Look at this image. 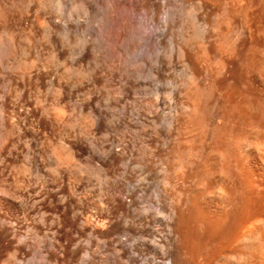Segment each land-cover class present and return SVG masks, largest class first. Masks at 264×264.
Listing matches in <instances>:
<instances>
[{
    "label": "bare ground",
    "instance_id": "6f19581e",
    "mask_svg": "<svg viewBox=\"0 0 264 264\" xmlns=\"http://www.w3.org/2000/svg\"><path fill=\"white\" fill-rule=\"evenodd\" d=\"M69 5L66 9L65 0H0V264H159L157 260L163 258L166 264H264V0H70ZM141 43L144 57L153 53L155 63L159 55L170 61L174 53L184 62L186 102L179 103L178 96L175 101L180 109H173L180 114L175 111L163 117L165 111L163 115L159 111L160 126L166 133L155 125L160 117L155 110L159 108H155L157 95L148 102L137 101L139 96L133 104L129 100L133 105H129L131 123L126 117L128 101L124 97L139 84L133 77L141 71L129 67V61L118 65L117 60L122 55L126 58L125 54L138 55ZM140 59L136 62L141 66L144 60ZM214 90H223L219 95L223 112H219L218 99L217 104L212 101V97L218 98L211 93ZM207 105L218 106L216 114H221L212 123L211 131L217 129L216 133L210 131L216 134L215 141L210 139L213 144L207 143L212 146L206 145L210 146L206 158L211 163L204 161L209 165L201 162L203 154L207 155L203 153L205 137V142L198 138L204 144L202 154L201 147H183L178 140L174 149L179 153L172 152L174 145L170 147L177 125L178 134L189 131L191 137L205 125L204 131L208 129V123H203L210 121L203 120V112L211 108ZM201 107L205 110L198 115ZM212 108L209 118L211 112L215 115ZM118 109L122 114L115 111ZM115 127L121 134L118 140L114 139ZM110 130L116 134L113 139ZM126 131L132 133L129 139H125ZM156 141L162 148L157 156L159 168L167 172L171 154L177 161L169 168L173 189L169 188L168 197L171 193L173 197L171 205L167 204L165 232L156 227L155 217L163 205L160 197L165 198L154 188L161 178H152L161 171L156 170L158 163L157 174L151 171V154L147 155L154 153L148 145H156ZM220 148L226 151L224 158ZM187 154L201 157H194L205 164H196L200 172L193 170L196 161ZM145 155L149 160L145 161ZM184 159L192 164H184ZM185 165H192L193 171L186 172L189 166ZM138 167L153 172L149 180L157 181L153 189L146 180L149 191H154V199H146V205L139 203V189L137 192L133 186L138 182L132 179L134 171L131 175L128 170ZM119 169V176L127 177V171L130 175L127 173L129 181L122 180L123 185L121 177L115 179ZM194 172L200 173L198 178L194 176L196 180H192ZM87 175L101 178L110 190L111 197H103L106 208L105 204L99 206L98 198L91 201L85 194L88 180L94 182L88 176L85 183ZM166 178L161 181L168 182ZM139 179L135 180L147 184ZM164 182L162 187L168 184ZM91 207L95 208L92 219ZM185 212L198 220L195 224L204 228L202 234L211 232V237L222 235V239L214 237L212 242L211 237L209 241L202 237L201 241L198 232L201 235L202 230L195 231L191 220L187 227L189 214ZM219 226L227 233L220 229L221 234H213ZM194 235L199 236L198 241ZM100 241L108 246L105 254L101 252L104 257L98 255ZM197 242L207 245V250L201 245L198 248ZM27 256L35 261L25 260Z\"/></svg>",
    "mask_w": 264,
    "mask_h": 264
},
{
    "label": "rangeland",
    "instance_id": "374dc122",
    "mask_svg": "<svg viewBox=\"0 0 264 264\" xmlns=\"http://www.w3.org/2000/svg\"><path fill=\"white\" fill-rule=\"evenodd\" d=\"M1 1H2V0H1ZM66 3L68 4L67 6H66ZM4 4H5V3H4ZM69 4H70V0H69V1H68V0H65V8H66V9L69 8V6H70ZM8 5H9V4L6 3V6H8ZM17 11H19V13H20V12H21V9L18 8ZM0 21H1V20H0ZM92 24H96V23L93 21ZM0 26H2V22H1ZM1 28H2V27H0V31L2 30ZM141 46H143L142 43H141V45L139 46L140 48H138V50H137L138 52H136V53H138V55H140V56L136 55V56H138V58L135 56V57H136V59H135V57H131V56H129V55L127 56V54H125L126 58L124 57V55H122L123 57H122V58H119V62H118V60H117L118 65H119V64H124V63H125L126 65H128V63L130 62V64H131L132 66L129 64V65H128L129 67H134V68H136V70L138 69L139 71H141V73H139V74L144 73V74H142V75H139V74H138L137 76L133 77V79L135 78V79H134L135 82H136V80L139 81V82H138L139 84H138L137 82H136V83H137V84L139 85V87H141L142 89H141V88H138L139 91H138V92L135 91V90H138V89H137L138 85H137V87L135 88V90H134V89L132 90V91H134L135 93H134L133 95H131V94L133 93V92L131 91V93H129L130 95H129V94H128L129 96L127 95L128 97H132L131 99H130V98L128 99L127 96H125L126 98L124 97V101H125V103H126V99H127V101H128V103H126V105L128 104L127 111H126V114H127V113H128V114H127L126 117H128L129 114H132V115H133L132 110H130V109H131L130 107L133 106V105H131V104H133V100H134L135 97H137V98H135V99L137 100V99H138V96H139V99H138L137 101H141V100L143 101V100L145 99V101L147 100L146 102H148L149 99H154V97H155L156 95H157V96H156V98L154 99V101H155V103H156L155 108L157 107V105L159 106V108L155 109V110L157 111V113H158L159 111H161V112H162V115L166 113V114H165L166 116L163 115V117L171 116V114H172L173 112H175L176 110H178L179 106H181V104H183L184 101L186 102V94H185V92H186V90H185V89H186V88H185L186 85H185V83H184L185 81H184V74H183V73H184V70H183V69H184V62H182L181 60L179 61V58L177 57L176 53H174L175 55H173V57H172V59H171L170 61H164V60H163L164 57H160V56H163V55H159V56H158V59H157L158 62L155 63L156 60H155V61L153 60V59H154L153 53H151L152 56L149 54V56H150L151 59H150L149 57H148V59H147V57L145 58L144 55H143L144 52H145V50H142V49H144V47L142 48ZM141 48H142V49H141ZM140 49H141V51H140ZM142 52H143V53H142ZM140 53H142V54H140ZM146 54H147V53H146ZM142 55H143V57H142ZM145 56H148V55H145ZM128 57H130V58H128ZM140 57H142V58L140 59ZM124 58H125V59H124ZM131 58H132V59L134 58V59L131 60ZM160 58H162L163 61L160 60ZM173 58H175V59H173ZM176 58H177V60H176ZM120 59H121V60H120ZM126 59H127V60H126ZM138 59H140V60H144V61H145V60H148V61H145V62L143 61L142 64L144 63V65L141 64V66H140V64H139L138 62H136ZM124 60H125V61H124ZM130 60H131V61H130ZM149 60H150V61H149ZM173 60H174V61H173ZM175 60H176L178 63H176ZM120 61H122V63H120ZM126 61H127V62H126ZM128 61H129V62H128ZM134 61H135V62H134ZM161 61L163 62V66H162V64H161V63H162ZM148 62H149L150 64H149ZM151 62H152L153 65H155V66L158 68V70H157V68L154 69L155 66L152 67ZM153 62H154V63H153ZM166 62L168 63V66H170V69H169L168 66L166 65ZM173 62H174V64H173ZM132 63H135V65L132 64ZM147 63H148V64H147ZM164 63H165V64H164ZM169 63H170V65H169ZM125 64H124V65H125ZM136 64H137V65H136ZM156 64H157V65H156ZM159 64H160L162 67H165L166 69H169V71L167 70L168 74H167L165 68H162L163 71L161 70V67H160ZM175 64H176V65H175ZM149 65H151L152 68H151ZM171 65H172V66H171ZM143 66H144V67H143ZM158 66H159V67H158ZM137 67H138V68H137ZM141 67H142V68H141ZM174 68H175V69H174ZM151 69H152V71H150ZM142 70H143V71H142ZM153 70H154V71L156 70V71L154 72ZM159 71H161V72H159ZM164 71H165L166 73H165ZM147 72H148V74H147ZM151 72H153V73L155 74L154 77H152V76L150 77L149 73H151ZM156 72H157V73L159 72L160 75L162 74L163 76H161V77H162V79H163V77H164L165 80H164V81L161 80V78H160V76H159V73L156 74ZM172 72H173V73H172ZM169 74H170V75H169ZM180 74H181V75H180ZM182 74H183V75H182ZM166 75H168V76L166 77ZM157 76H158V77H157ZM155 77H156V78H155ZM177 77H178V78H177ZM181 77H182V78H181ZM154 78H155V80H154ZM158 78L160 79V81H159ZM166 78H167V79H166ZM168 78H169V79H168ZM172 78H176L175 81H174V79L172 80ZM156 79L158 80V82H156ZM116 80H120L119 77H117ZM171 81H173V82H171ZM177 81H178V83H177ZM170 82H171V83H170ZM174 82H175V83H174ZM180 83H181V84H180ZM169 84H170V85H169ZM171 84H174L175 87H174V85H171ZM177 84H178V86H177ZM143 87H144V88H143ZM173 87H174V88H173ZM179 87H180V88H179ZM154 88H156L157 91H156V89L154 90ZM178 88H179L180 91H181L180 93H177V91L179 92ZM158 89H159V90H158ZM173 89H175V90H173ZM151 90H152V91H151ZM170 90H171V91H170ZM172 90H173V91H172ZM147 91H148V92H147ZM169 91H170V92H169ZM175 91H176V92H175ZM215 91H216V90H214V92L212 91L211 93H213V94L216 93V94H214V95H215L216 97H218V98H215V97H212V96H211V97L213 98L212 101H215L216 99H218V101H219V100L221 101L222 99H219V95L222 94L221 91H223V90H217L216 92H215ZM219 91H220V92H219ZM139 92H140V93H139ZM151 92H154V96H153V94H152ZM218 92H219V93H218ZM145 93H146V95H145ZM149 93H150V94H149ZM169 93H170V94H169ZM175 93H177L178 95H177V94L175 95ZM204 93H205V94L208 93V88H207V90H206ZM158 94H159V95H158ZM217 94H218V95H217ZM142 95H143V96H142ZM170 95H171V97H170ZM214 95H213V96H214ZM159 96H160V97H159ZM178 96H179V100L177 99ZM221 96H222V95H221ZM221 96H220V97H221ZM140 97H141V98H140ZM150 97H151V98H150ZM152 97H153V98H152ZM162 97H163V98H162ZM169 97H170V98H169ZM175 97H176V98H175ZM148 98H149V99H148ZM160 98H161V99H160ZM164 98H165V99H164ZM184 98H185V99H184ZM140 99H141V100H140ZM129 100L132 101L131 104H129ZM136 100H134V101L136 102ZM156 100H158V101H156ZM162 100H163V103H165V105H163V106H161V104H163V103H162ZM175 100H178L179 103H181V104L177 103L178 101H175ZM145 101H144V102H145ZM149 101H150V100H149ZM218 101L216 100V104H217ZM220 101H219V104H218V105L220 106L219 108L221 109L222 106H221V102H220ZM135 102H134V104H135ZM169 102H170V104H169ZM182 102H183V103H182ZM176 104H178L179 106L176 105ZM129 105H130V107H129ZM167 105L170 106V107H168ZM174 106H175V108H174ZM207 106H209V105H207ZM214 106L216 107V105L209 106V107H211V108L213 107V108H214ZM177 107H178V108H177ZM203 107H205V106H203ZM203 107H201V108L198 109V112H197L198 115H200L199 113H201V112H202V109H204ZM209 107H205V108L208 109ZM160 108L163 109V110H161ZM170 108H171V110H169ZM211 108L209 109V111H207L208 113L205 111V114H204V112H203V115H205V117L201 114V115L204 117V118L202 117L203 120H205V118L207 117L208 119H206V120H209V119H210V121H211V122H210V121H209V122H208V121L203 122V123H205V124L208 123V124H207L208 129L206 128L207 130L204 131L205 126H206V125L204 124L205 126H204L203 130L198 129V130H200V131H198V133L196 132L197 130H195V131H193V133L195 132V133H197V134H195V133L192 134L193 137H194V135H195L196 138H194V139L197 140V143H200V140H201L202 138H203V140H204V137H205L206 142H205V140L203 141V142H205V146L203 147V149H205L206 151H204V152L202 151L203 149H202L201 146L204 145L203 142H201L202 144L200 143V146H197V147L195 146L197 143H196V141L193 139V137H191V133H188L189 131L187 132V134L185 133L187 136H186L185 134H183L184 132L182 133V131H181V133L179 132V134H178L177 132H178L179 130L177 131V129L180 128V127H179L180 125H177L179 128L177 127L176 130L174 129V127H176V125H174V127H172L173 131L175 130L174 133H172V132H173L172 130H169V131H171L172 136L175 134L174 137H172V136L170 135V136H171V137H170V139H171L170 141H174L173 143H171V145L169 144L170 147H171V146L173 147L174 143H176V148H177V140H178L179 143H180V141L182 142L181 145H182L183 147H188V146H189L188 144H190L189 147H190L191 149H194V148H192V146H194L196 150H197V148L201 147V148H200L201 150L199 149V150L201 151V154H202V152L207 154V155L203 154V155H204V157H203L202 155L199 154V150H198V153H197V154L203 157V158H202L203 161L201 160V162H204V163H205L204 160L206 159V162L208 161V163H211L209 160H207V159H209V158H206V156H207V157L210 156V155H209L210 151H207V150L210 149V146H212L211 144H213L212 142L215 141V138H214V137H216V134H215L216 132H215V131H216L217 129H216L215 131H211L212 128L214 129V127L212 126V123L214 122L213 120H216V119L219 117V115L217 116V114H220V113H217V114H216V112L219 111V110H218L219 108H218V106H217L218 109H217V108H215V109L212 108V109H213V112H215V115H214V113H213L214 117H213L212 112H211V117H212V118H209L208 115L210 116V111H212ZM173 109H176V110L173 111ZM179 109H180V108H179ZM200 110H201V112H200ZM204 110H205V109H204ZM214 110H215V111H214ZM115 111H116V112L118 111V114L120 113V110H119V109H118V110H115ZM129 111H131V112H129ZM163 111H165V113H164ZM161 112H159V116H160V117H158L159 120H158V119L156 120V121H159V122H158V124L155 122V125H159V126H160L161 123H162V122H161V121H162V118H161L162 115H160ZM176 112L179 113V111H176ZM219 112H223V110L221 109V111H219ZM168 113H170V114L167 115ZM206 113H207V115H206ZM236 113H237V110H236ZM236 113H235V110H234V115H237ZM118 114H117V116H118ZM120 114H122V113H120ZM120 114H119V115H120ZM179 114H180V113H179ZM132 115H130L129 117H132ZM150 115H151V114H150ZM198 115H197V116H198ZM220 115H221V114H220ZM117 116H116V119L118 120ZM129 117H128V118H129ZM200 117H201V116H200ZM200 117H199V118H200ZM215 117H216V119H214ZM130 119H131V118H129L128 120H130ZM211 119H212V120H211ZM117 120H115L116 123H117ZM131 121H132V120H130V123H131ZM201 121H202V120H201ZM115 122L113 123V125L116 126L117 124H116ZM206 122H207V123H206ZM132 124H133V122H132ZM209 124H210V125H209ZM117 126H118V125H117ZM159 126H158V127H159ZM161 126H163V125H161ZM161 126L159 127V130L163 128V127H161ZM209 126H210L211 129H209ZM211 126H212V127H211ZM181 127H182V126H181ZM108 128L111 129L110 126H109ZM157 129H158V128H157ZM170 129H171V128H170ZM196 129H197V128H196ZM128 130H130V129H128ZM131 130H132V129H131ZM164 130H166V131L168 132V130H167V129H164V128H163L161 131L166 133V131H164ZM180 130H181V129H180ZM193 130H194V129H193ZM208 130H209V131H208ZM113 131H115L114 133L117 132V131H116V127H115V130H113ZM113 131L110 130V132L112 133V134H111V138H112V139H113L114 136H116V134H117V133L114 134ZM161 131H160V132H161ZM184 131H185V130H184ZM201 131H202V132H205V133H202V134H201V133H200ZM206 131H208V133H207ZM210 131H211V132H215V133H213V134H215V135H213L212 133H210ZM128 132H129V131H128ZM131 132H132V131H131ZM185 132H186V131H185ZM191 132H192V130H191ZM169 133H170V132H169ZM199 133H200V134H199ZM113 134H114V135H113ZM118 134H119V131H118ZM118 134H117V136L114 138L115 140H116L117 137H118L117 140L119 139V136L121 137V134H119V136H118ZM129 134H131L130 136L132 137V133H129ZM129 134H128L127 131H126L125 139H129V138H130ZM163 134H164V133H163ZM188 134H190V135H188ZM204 134H205V135H204ZM208 134H209V135H208ZM210 134H211V136H210ZM161 135H162V134H161ZM161 135H160V136H161ZM177 135H179V136H180V135H181V136H184V139H181V140H180L179 137L176 139V136H177ZM202 135H203V137H202ZM207 135H208V137H207ZM112 136H113V137H112ZM127 136H128V137H127ZM162 136H163V135H162ZM162 136H161V139H162ZM199 136H200V138H199ZM212 136H213V139L211 138ZM173 138H174V140H173ZM180 138H183V137H180ZM198 138H199L200 140H199ZM185 139H186V140H185ZM210 139H211L212 142L210 141ZM175 140H176V141H175ZM182 140H184V141H182ZM198 140H199V142H198ZM208 140L210 141L211 144H210V143H207V142H209ZM185 141H187V142H185ZM190 141H191V142H190ZM153 142H154V141H153ZM159 142H160V141H159ZM157 143H158V141H156V145H153V143H152V146H151V145H148L149 149H151V150H149V151L154 152V153H147V155H148V154H151L150 156L148 155L150 160L146 157L147 155H145V158H146L145 161H146V160H149V162H150L151 165H152V168H154V169H151V171L153 170L156 174H157V172H159V171H161V173H163V171H164L162 168H159V167H161V164L158 162V159H157L158 157H157V156H159V153H161L160 150H161L162 148L159 149V144H160L161 142H160L158 145H157ZM150 144H151V143H150ZM191 144H192V145H191ZM208 144H210V146L207 147L206 145H208ZM187 145H188V146H187ZM197 145H198V144H197ZM154 146H157V148H153ZM160 147H161V144H160ZM206 147H207L208 149H206ZM174 148H175V145H174L173 149L170 148V149H172V152H173V150H174V153H176V152L179 153V151H176V150H175L176 148H175V149H174ZM221 148H222V147H221ZM221 148H220V149H221ZM154 149H155V150H154ZM195 149H194V150H195ZM194 150H193V151H194ZM224 150H225V149H224ZM158 151H159V152H158ZM170 151H171V150H170ZM193 151H191V152L193 153ZM156 152H157V154H155ZM162 152H163V151H162ZM172 152H171V153H172ZM195 152H197V151H195ZM195 152H194V153H195ZM208 152H209V153H208ZM220 152H222V153L224 154V155L221 154V155H223V158H224V157L226 156V151H223V150L221 149ZM171 153H170V154H171ZM153 154H155V155H153ZM197 154H196V155H197ZM151 156H152V158H151ZM189 156H190V154H189ZM189 156H188V154H187V157H189ZM191 156H192L191 158H193V159H191V158L189 157V159H191V160H195V159L200 160V158H201V157H197V156H196V157H197V158H196L195 155H194V156L191 155ZM194 157H195V159H194ZM155 158H156V160H155ZM185 158H186V157H185ZM187 159H188V158H187ZM187 159H184V161L187 160ZM152 160H153V162H152ZM191 160H189V161L187 160L186 162H184V164L187 163V162H188V163L192 162ZM198 160H197V161H198ZM195 161H196V160H195ZM197 161H196V162H197ZM196 162H193V163L195 164V168H193V170H194V169H197L196 171H199V170H198V167L196 168V166H197L196 164H198V166H199L201 162H199V161H198V163H196ZM157 163H158V164H157ZM175 163H177V161L174 162V160H173V154H171V157H167V164H168V166H169L168 169H167V172L164 171V173H165V174L163 173L164 175L161 174V173H158V174H157L158 176L155 175L153 172H150V171H148V170H145V169L142 168V167H138V169H139V168L141 169V170L139 169L140 171L137 170L136 168H134L135 170H133V169H132V170H131V169H128V170L130 171L131 175L133 174L132 171H134V174L132 175V176H134V177H133V178L131 177V178H132L135 182H138V183H139V181H137V180H138V178H140V177H141V179L144 178V180L139 179V180H141L140 182L144 183V181H145V182L147 183V181L151 178L150 175H152V173L154 174V176L152 175V178H154V179L156 178L157 181H158L160 178H161V179L164 178V180H165V177H167L166 180H169V181H170V179L172 178L171 175H173V173H171V172H172L171 170L173 169V167H170V166H173ZM208 163H207V164L205 163V164H206V165H209ZM153 164H154V165H153ZM156 164L158 165V167L156 166ZM159 164H160V165H159ZM190 164H192V163H190ZM194 164H193V166H194ZM202 164H203V163H202ZM202 164H201V165H202ZM205 164H203L202 166H205ZM201 165H200V166H201ZM155 166H156V170H157V172H156V170H155ZM186 166H189V167H186ZM121 167H122V166H121ZM121 167H120V168H121ZM185 167H186V169H185V168H184V169L186 170V172H189L190 170L193 171L192 168H191L192 165H191V166H190V165H185ZM169 168H170L171 170H170ZM159 169H160V170H159ZM188 169H189V170H188ZM199 169H200V168H199ZM119 170H120V171H118V175L116 174L115 177H116V176L118 177V176H119V173H121L122 169H119ZM187 170H188V171H187ZM135 171H137V173H136ZM141 171L143 172L142 174H141ZM146 171H147V172H146ZM194 171H195V170H194ZM196 171H195V172H196ZM200 171H201V170H200ZM200 171H199V172H200ZM148 172H150V173L147 174ZM186 172H185V173H186ZM195 172L193 173V174H194V175H193V178L190 177V175H188L190 179L187 178L188 176H186V174H187V173H186V174H185V178H186V180L188 179V181H189V180L191 181V178H192V180H194V179H195L194 176L198 178V176H197L198 173L195 174ZM127 173H128V175H129V172H128V171L125 173V175L128 177ZM138 173H139V174H138ZM145 173L147 174L146 177H144V175H143V174H145ZM140 174H141L142 176H141ZM146 174H145V175H146ZM159 174H160V177H159ZM190 174H191V172H190ZM136 175H137V177H136ZM161 175H163V176L161 177ZM198 175H200V173H199ZM88 176L92 177V178H90V177H89V178H90L91 182L94 181L93 184L95 183L96 180L99 179V180H98V184L95 183V184H97V185H99V186H96L95 184H94V186H92L93 184L90 183V181L88 180V179H89ZM138 176H139V177H138ZM155 176H156V177H155ZM191 176H192V175H191ZM117 177L115 178L116 180L118 179L117 181H119L120 177H121L120 182H122V180H124V178H125V180L129 181L130 175H129V178H128V179H127V177H125V176L123 177L121 174H120V176H119L118 178H117ZM122 177H123V178H122ZM147 177H148V178H147ZM149 177H150V178H149ZM94 178H95V179H94ZM145 178H146V179H145ZM152 178H151V179H152ZM93 179H94V180H93ZM132 179H131V180H132ZM135 179H137V180H135ZM147 179H148V180H147ZM161 179H160V181H158V184H157V181H156V183H155L154 180H152L153 182H152L151 180H149V181L151 182V184H150V183H147V184L144 183L143 185H145V188L147 189V191L143 190V189H145V188H143L144 186H143L141 183H139V184H140V185H139L138 183H135V182H134V183H135V184H134L131 180H130V182L132 183V185L134 184L133 186H134V189H135L136 191H137V189H139L138 191H139V196L141 197V199H139V198H140L139 196L137 197V195H138L137 192H138V191L136 192L137 195L135 194V196H136V200L139 199L138 201H139L140 204L142 203V204H145V205H146V204H147V200H149V201L151 202V200L154 199V197H153V196H154V195H153V193H154L153 189L156 188V187H157L158 189H160L161 194H164L163 196H164L165 198H166V197L168 198V199L164 200L165 198H163L162 196L160 197V205H162V204H163V205L160 206L161 209H160V213H158L159 216H158V214L155 215L156 218L158 217V218H157V219H158V220H157L158 222L156 221V227H157V228L159 227L160 229H159V228H158V229L161 230V232H162V231L165 232V230H167V221H168L167 218H168L169 210H170V208H168V207H170V206H167V204H168V205H171V201H172L173 193H171L172 195L170 194L169 197H168V195H169V193H170V190L173 189V186H172V185L170 186V184H172V179H171V183H170L169 181H168V182H167V181H165V182H164V181H161ZM86 180H88V183H87L88 185L86 184V185H87V186H86V187H87V188H86L87 190H85V191H86L87 193H85V194H86L87 196H88V195L90 196V200H91V201H92V197H93V201L95 200V198H96V201H97V198H98V200H99L100 203H101V205H99V206L102 207V205L105 204V205H103V208H106V207H107V206H106L107 204L104 202V201H106L105 198H106L107 196H109L108 193H110V195H111L110 190L108 191V189L106 188L107 185H106L105 183H102V182H104V181H103L101 178H97V176L95 177V175H94V176H93V175H87L86 178H85V180H83V181L86 183V182H87ZM101 180H102V181H101ZM125 180H124V181H125ZM146 180H147V181H146ZM162 180H163V179H162ZM195 180H196V179H195ZM100 181H101V182H100ZM96 182H97V181H96ZM161 182L168 183V184H166V185L164 184V185H165V186H164L163 183H162V185L164 186V187H162L161 184H160ZM124 183H125V182H124ZM153 183H154V184H157L159 187L164 188V191H163L162 188H159L158 186H155ZM91 184H92V185H91ZM120 184L123 185V182L120 183ZM136 184H137L138 186H142V187H137ZM149 184L152 186L151 188H153V185H154V188H153V189H150V190L153 191V193H152V191H149V187H148ZM152 184H153V185H152ZM159 184H160V185H159ZM89 185L91 186L92 189L90 188ZM88 186H89V187H88ZM135 186H136V188H135ZM146 186H147V187H146ZM168 186H170V187H168ZM103 187H104L105 189H104ZM171 187H172V188H171ZM95 188H97V191H99L98 193H97V191L94 192V191H95ZM141 188H143V189H141ZM167 188H168V189H167ZM169 188H170V190H169ZM90 189H91L92 191H91ZM93 189H94V190H93ZM98 189H100V190H98ZM165 189H166L167 193H165ZM88 190L90 191V194H89V191H88ZM105 190H106V192H105ZM135 190H134V191H135ZM101 191H102V192H101ZM103 191H104V192H103ZM107 191H108V192H107ZM140 191H143V192H145V193H142V192H140ZM162 191H163L164 193H163ZM168 191H169V192H168ZM147 192H149L150 194H148ZM172 192H174V191L172 190ZM91 193H92L93 196L91 195ZM94 193H95V196H94ZM99 193H100V194H99ZM101 193H102V195H101ZM105 193H106V194H105ZM141 193H142V194H141ZM98 194H99V195H98ZM143 194L145 195V198H144V199H142V198L144 197ZM146 194L152 196L153 198H152V197L149 198V196H148V198H147V195H146ZM96 195H97V196H96ZM105 195H107V196L105 197ZM141 195H142V196H141ZM103 197H105V198H103ZM109 197H111V196H109ZM109 197H107V198H109ZM88 198H89V197H88ZM151 198H152V199H151ZM170 198H171V199H170ZM103 199H104V200H103ZM146 199H147V200H146ZM161 199H162L163 202H161ZM142 200H143V202H145V203H143ZM168 200H170V201H168ZM96 201L94 202L95 204H97V205L100 204L99 201H98V202H96ZM102 201H103V202H102ZM149 201H148V202H149ZM165 201H166V203H165ZM167 202H168V203H167ZM139 203H138V204H139ZM164 203H165V204H164ZM140 204H139V206H144V205H140ZM104 206H105V207H104ZM165 207H166V208H165ZM167 208H168V209H167ZM93 210L95 211V208H94V207H93V208L91 207L90 213H93V214H90V215H89V213H88V215L91 216V217H90L91 219L94 218V217H92V215L95 216V214H94L95 212H91V211H93ZM167 211H168V213H167ZM162 212H163V213H162ZM146 213H147L149 216H151V215L154 216L153 213H152L151 211H147ZM161 213H162V214H161ZM185 213H186V212H185ZM160 214H161V216H160ZM186 214L188 215L189 212H187ZM236 214H238V213H236ZM164 215H165V216H164ZM183 215H184V214H183ZM191 215H193V214L190 213V214H189V220H187V219H188V217H187L186 220H185V222H187V221L189 222V224L187 225V227H189V226H190V220H191V222H192V221L194 222V223H192V224L195 225V227L193 228L195 231H196L197 228L200 229V230H202V231H201V235H200V234H199L200 231L197 229V232L199 231V232H198V235L201 236V237L198 236V237L200 238V240H201L202 237H203V239L206 238L205 240H207V238H208V241L211 240V239L214 238V237H215V238L218 237V236L211 237V236H213V235H211V232H210V234L205 233L206 235H205V234H202L204 228H203V227H202V228H201V227L199 228V226L196 227V224L198 223V222H197V223L195 224V222L198 221V220L196 219L197 217L195 218L196 220L194 221V220H193V216H191ZM152 216H151V217H152ZM190 216H191V217H190ZM194 216H196V214H194ZM234 216H235V215H234ZM236 216H237V215H236ZM160 218H161V219H160ZM183 218L185 219L184 216H183ZM233 218H235V217H233ZM184 219H183V221H184ZM230 219H232V217H231ZM160 220H161V221H160ZM163 221H164V222H163ZM229 221H230V220H229ZM231 221H233V220H231ZM231 221H230V224H231ZM160 222H161V223H160ZM188 222H187V223H188ZM227 222H228V221H227ZM157 223H158V224H157ZM162 223H163V224H162ZM165 223H166V224H165ZM187 223H186V224H187ZM186 224H184V225H185V228H186ZM224 224L227 225V223H224ZM224 224H223V225H224ZM228 224H229V223H228ZM233 224H234V223H233ZM161 225H162V226H161ZM197 225H199V223H198ZM223 225H221V226L223 227ZM231 225H232V224H231ZM163 226H164V227H163ZM219 227H220V226H219ZM219 227L217 228V229H219V230H217L216 228H215L214 231L212 230L213 234H215V232H216V233L218 232L219 234L222 233V232L220 231V229H221L222 227H220V228H219ZM225 227L227 228V226H225ZM225 227H223V228H225ZM231 227H232V226H228L227 229L230 231L229 228H231ZM162 228H165V229L162 230ZM189 228H190V227H189ZM189 228H188V230H191V229H189ZM226 228H225V229H226ZM193 229H192V230H193ZM225 229H221V230L224 231ZM227 229H226V230H227ZM231 229H232V228H231ZM194 230L192 231V233L194 232L193 234H195V231H194ZM206 230H207V229H206ZM226 230H225V232H226ZM190 232H191V231H190ZM206 232H208V231H206ZM225 232H224V233H225ZM218 233H217V234H218ZM224 233H223V236H224ZM226 233H227V232H226ZM228 233H229V232H228ZM207 234L209 235L208 237H207ZM219 234H218V235H219ZM202 235H203V236H202ZM204 235H205V236H204ZM210 235H211V236H210ZM215 235H216V234H215ZM194 236H195V235H194ZM194 236H193V239L196 238L197 233H196V236H195V237H194ZM220 236H221V239H222V235H219L218 238H220ZM115 237L117 238L116 235H115ZM115 237H113V238L116 239ZM198 237H197V238H198ZM204 237H205V238H204ZM209 237H211V239H210ZM197 238H196V239H197ZM199 238H198V239H199ZM215 238H214V239H215ZM196 239H194V240H196ZM198 239H197V241H198ZM221 239H220V240H221ZM200 240H199V241H200ZM201 241H202V240H201ZM201 241H200V242H201ZM211 241L213 242L214 240L212 239ZM101 242H102V241H100L101 248L98 249V251L100 250V251L98 252V255H100V256L102 255L103 251H106V248L108 247V246H107V243H104V242H103V243H104V244H103V243H101ZM113 242H114V241H113ZM115 242H116V241H115ZM115 242H114V243H115ZM200 242H199V243H200ZM205 242H206V241H204V244H208L207 242H206V243H205ZM216 242L218 243L217 240L215 241V243H216ZM40 243H41V242H40ZM202 243H203V242H202ZM202 243H201V244H202ZM102 244H103V245H102ZM195 244H196V243H195ZM201 244H199V245H201ZM196 245H197L198 248H199L198 242H197ZM202 245H203V244H202ZM202 245H201V246H202ZM103 246H104V248H103ZM105 246H106V247H105ZM205 246H206V247H205ZM205 246H204L205 248L208 247L207 245H205ZM202 247H203V246H202ZM204 247H203V250L205 249ZM196 248H197V247H196ZM198 248H197V251H199ZM263 248H264V247H263ZM103 249H105V250H103ZM200 249H201V247H200ZM205 250H207V249H205ZM205 250H204V251H205ZM101 252H102V253H101ZM199 252L203 254V251H202V250L199 251ZM204 253H205V252H204ZM103 254H105V253H103ZM104 256H105V255H102V257H104ZM30 258H32V257L27 256L25 260L30 261V260H31ZM157 259H158V258H157ZM157 259H156V260H157ZM159 259H160V258H159ZM163 259H165V258H163ZM163 259H160V260H163ZM160 260H157V261L159 262V264H162V261L160 262ZM32 261L34 262L35 260L32 259L31 262H32ZM163 261H164L163 264H166V262H165L166 259L163 260Z\"/></svg>",
    "mask_w": 264,
    "mask_h": 264
}]
</instances>
